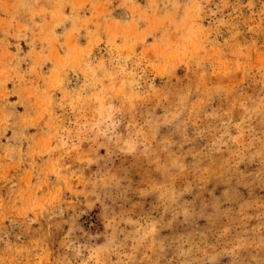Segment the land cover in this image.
Here are the masks:
<instances>
[{"label": "rangeland", "instance_id": "1", "mask_svg": "<svg viewBox=\"0 0 264 264\" xmlns=\"http://www.w3.org/2000/svg\"><path fill=\"white\" fill-rule=\"evenodd\" d=\"M0 264H264V0H0Z\"/></svg>", "mask_w": 264, "mask_h": 264}]
</instances>
